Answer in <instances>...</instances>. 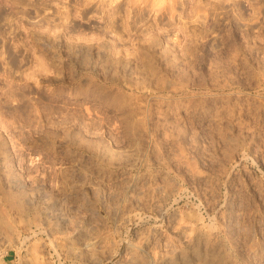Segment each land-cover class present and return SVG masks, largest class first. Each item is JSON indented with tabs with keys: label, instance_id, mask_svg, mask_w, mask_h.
Wrapping results in <instances>:
<instances>
[{
	"label": "rangeland",
	"instance_id": "obj_1",
	"mask_svg": "<svg viewBox=\"0 0 264 264\" xmlns=\"http://www.w3.org/2000/svg\"><path fill=\"white\" fill-rule=\"evenodd\" d=\"M166 263L264 264V0H0V264Z\"/></svg>",
	"mask_w": 264,
	"mask_h": 264
},
{
	"label": "bare ground",
	"instance_id": "obj_2",
	"mask_svg": "<svg viewBox=\"0 0 264 264\" xmlns=\"http://www.w3.org/2000/svg\"><path fill=\"white\" fill-rule=\"evenodd\" d=\"M132 185L133 184H131V185H128V187L126 188V189H124L125 190V192H129V191H131L132 189H133V187H132ZM160 208V207H159ZM99 244H100V241H99V239H97V240H94V241H91V242H89L88 243V246L91 248V249H95V250H97V248H99L98 246H99ZM169 259V258H168ZM171 259V258H170ZM172 261V260H171ZM166 262V261H165ZM164 262V263H165ZM167 263H170V262H167ZM166 263V264H167ZM172 263V262H171Z\"/></svg>",
	"mask_w": 264,
	"mask_h": 264
}]
</instances>
